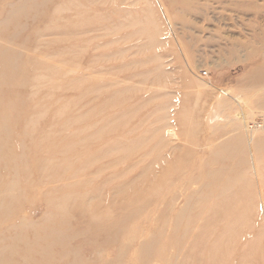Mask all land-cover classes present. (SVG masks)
<instances>
[{
  "label": "rangeland",
  "instance_id": "obj_1",
  "mask_svg": "<svg viewBox=\"0 0 264 264\" xmlns=\"http://www.w3.org/2000/svg\"><path fill=\"white\" fill-rule=\"evenodd\" d=\"M0 264H264V0H0Z\"/></svg>",
  "mask_w": 264,
  "mask_h": 264
}]
</instances>
